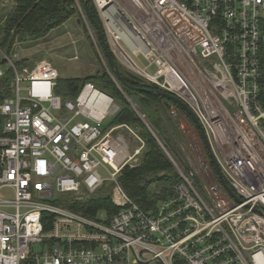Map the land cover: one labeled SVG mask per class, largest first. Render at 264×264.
<instances>
[{
    "label": "built area",
    "instance_id": "2783aa9c",
    "mask_svg": "<svg viewBox=\"0 0 264 264\" xmlns=\"http://www.w3.org/2000/svg\"><path fill=\"white\" fill-rule=\"evenodd\" d=\"M93 2L124 69L192 108L237 199L203 142L184 165L155 136L181 181L144 209L121 177L146 143L135 134L132 151L125 123L104 128L121 109L117 99L91 81L64 98L52 62L21 74L1 51L14 71V96L0 104V264H264V0ZM2 7L0 0V14ZM107 197L110 206L96 209L95 200Z\"/></svg>",
    "mask_w": 264,
    "mask_h": 264
},
{
    "label": "trees",
    "instance_id": "16d2710c",
    "mask_svg": "<svg viewBox=\"0 0 264 264\" xmlns=\"http://www.w3.org/2000/svg\"><path fill=\"white\" fill-rule=\"evenodd\" d=\"M81 2L86 10L84 0H81ZM15 3V7L5 16V18H0V51L5 52L9 57H11L10 54L14 51L15 44L19 39L23 42L28 40L39 41L55 29L66 24L68 21L75 17H79L78 9L73 0H15ZM89 7L95 19L102 25V21L93 0H89ZM95 33L101 42L100 35L96 29ZM260 56L262 71L264 72V44L261 48ZM114 59L119 65V68L123 71L116 58ZM28 63V58H23L15 62L17 68H19V66H25ZM0 64L8 66V62L3 58L1 52ZM110 68L114 72L111 66ZM109 74L110 73L105 71L104 73H95L84 77L59 76L56 93L64 98H74L83 85L86 82L91 81L97 87L115 98H119V96L122 97L114 79ZM123 76L126 84H124L125 86L122 83L121 84L126 91H137V89H132L131 87L157 89L154 85L134 80L124 72ZM13 79L14 71L11 68L7 69L5 74L0 77V104L6 98L14 96L12 88ZM139 93H144L147 97H149L144 104L151 107L153 105L154 111L151 112V114H148V111L145 112L152 124L160 131L161 137L166 140L167 146L169 147L167 148L170 149V152L179 157L178 148H175L174 145L175 142L167 135L165 122H169L173 128H175V126L170 120L168 114H166V109L164 108H167L166 104H168V107L171 104L176 105L183 113H186V111L179 104H176L165 97L156 95L153 92L149 91ZM259 101L264 108V86L260 91ZM115 121L120 124L131 123L136 121V115L133 109L127 105L126 107H121L116 115ZM1 133L2 118L0 117V134ZM144 137L147 139V145L150 151L144 154V162L139 167H126L124 169L121 181L133 200H135L144 209H152L156 207L158 201L168 198L174 193V185L181 181V177L155 137L149 131L144 134ZM95 201L94 206L96 209H102L105 206H110V199H108V197L97 198ZM47 217L52 218V215L45 213L44 219ZM47 229L48 228L45 226V230Z\"/></svg>",
    "mask_w": 264,
    "mask_h": 264
},
{
    "label": "rangeland",
    "instance_id": "374dc122",
    "mask_svg": "<svg viewBox=\"0 0 264 264\" xmlns=\"http://www.w3.org/2000/svg\"><path fill=\"white\" fill-rule=\"evenodd\" d=\"M73 1L78 9L79 17H75L72 20L68 21L66 24L55 29L53 32H51L43 39H40L39 41L28 40L23 42L19 39L16 42L14 51L10 54L11 58H15L16 61L23 58H28L29 60V63L27 65L19 66L18 70H20L21 74H24L23 68L29 67L32 70L34 69L36 63L45 59L52 62V64L58 69L60 77H84L93 75L95 73H104L105 71H107L108 73L111 72L115 76L114 72L108 64V59L104 54L102 42H100V40L96 36L95 27H93L92 22L87 15V11L82 5L81 0ZM15 5V0H3V7L1 10L0 18H5V16L15 7ZM121 43L141 67H148L149 62L145 59L143 54L136 55L133 52L132 48L127 45L124 40H122ZM3 58L7 61L4 56ZM119 64L124 70L125 66L121 63ZM2 68L6 70L8 66H2ZM148 71L150 73H154L156 71V67L151 66L148 68ZM111 73L109 75L113 78ZM118 81L121 85V88L114 79V82L119 88L123 97L122 98L119 96V98H116L118 104L121 107H126L127 105H129L136 115V121L125 123V125L130 129L128 127L124 128V133L130 149L133 151L135 147L139 146L135 134L139 135L145 141V149L148 148L147 139L144 137V134L149 131L154 137L157 136L166 147V149L170 151V149H168L169 147L167 146L166 140L161 137L160 131L152 124L147 115V113L151 114V112L154 111L153 105L151 107L144 104V102L147 101L149 97H147L146 94L139 93L135 90H128L129 92L124 90L122 86L123 82H121L120 80ZM21 86V95L26 96L29 82H22ZM166 106L167 108H163L166 109V114H168L170 120L175 126V128H173L169 122H165L167 135L170 136V139L175 142V144L173 142L171 143L175 145V148H178V155L180 158L178 156H175L174 153H169L176 163H184V165H186L189 160L188 157L192 158L191 156H193V146L198 147L195 143H198L200 141L202 142V138L198 135L196 127L193 125L192 120L190 119L188 114L183 113L179 109L178 113L175 115L171 112L172 105L170 104L168 107V104H166ZM136 107L142 114L146 115V119L148 120L150 129L140 118V115L135 109ZM145 111L148 112L146 113ZM116 115L117 114L110 116L106 120L104 128H109L114 125L120 124L115 121ZM157 142L159 143L158 140ZM203 144L199 147L207 152L206 147ZM145 149L140 155L133 157V159L130 161V166L127 167H139L144 162L143 156L144 154H146ZM168 158L171 161V158ZM171 162L173 163V161ZM106 189L107 193L112 194V186L107 184ZM5 194L8 195L10 193L5 192ZM32 247L37 251L42 250V245L40 244H35Z\"/></svg>",
    "mask_w": 264,
    "mask_h": 264
},
{
    "label": "water",
    "instance_id": "95a60500",
    "mask_svg": "<svg viewBox=\"0 0 264 264\" xmlns=\"http://www.w3.org/2000/svg\"><path fill=\"white\" fill-rule=\"evenodd\" d=\"M84 4H85L86 11L88 13V16H89L92 24L94 25L95 29L98 31V33L100 35L101 42H102V45H103V49H104L105 55H106V57L108 59V63L113 68L114 74L117 77V79L120 80L121 82H123V84H126L125 83V80H124V76H123V72H124L128 76H130L131 78H133L134 80H137V81L143 83L144 80L139 75H137V74H135V73H133V72L127 70V69H124L122 71L119 68V65L115 62L114 55L112 53V50H111L110 45L108 43V40L106 38V34L104 32V29H103L102 25L99 24L98 21L95 19L93 13L90 10L89 0H84ZM131 88L132 89L135 88L139 92H149V91L150 92H153L156 95L165 97L168 100H171V101L175 102L176 104H179L180 106H182L184 108V110L189 115L190 119L192 120L193 125L196 127V130H197L198 134L202 138V142L204 143V145H205V147L207 149V152L209 154V157H210L211 162L215 166V169H216V172L218 174L219 179L221 180L222 184L226 187V189L228 190V192L233 197H235L237 199V196L235 195V193L233 192V190L227 185V183H226V181H225V179L223 177V174H222L220 165L217 162V159H216V157H215V155H214V153L212 151V148L210 146V143H209V139L207 137V134H206L204 128L202 127V125H201L198 117L196 116V114L192 110V108L186 102H184L182 99H180V98L176 97L175 95H173V94H171L169 92H166L164 90H160V89H148V88H137V87H131ZM149 151H150L149 148H146L145 149V153H148Z\"/></svg>",
    "mask_w": 264,
    "mask_h": 264
},
{
    "label": "flooded vegetation",
    "instance_id": "af4514ba",
    "mask_svg": "<svg viewBox=\"0 0 264 264\" xmlns=\"http://www.w3.org/2000/svg\"><path fill=\"white\" fill-rule=\"evenodd\" d=\"M193 123V122H192Z\"/></svg>",
    "mask_w": 264,
    "mask_h": 264
}]
</instances>
